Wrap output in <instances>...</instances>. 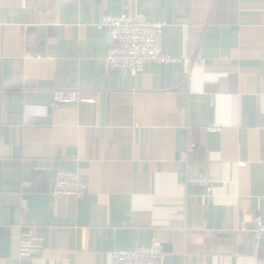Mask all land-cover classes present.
Listing matches in <instances>:
<instances>
[{
	"label": "crops",
	"instance_id": "crops-1",
	"mask_svg": "<svg viewBox=\"0 0 264 264\" xmlns=\"http://www.w3.org/2000/svg\"><path fill=\"white\" fill-rule=\"evenodd\" d=\"M139 12L167 22L169 54L204 64L111 68L97 25ZM59 89L81 100L54 107ZM59 169L87 194L54 198ZM258 216L264 0H0V264H109L155 239L165 264H264Z\"/></svg>",
	"mask_w": 264,
	"mask_h": 264
},
{
	"label": "built area",
	"instance_id": "built-area-1",
	"mask_svg": "<svg viewBox=\"0 0 264 264\" xmlns=\"http://www.w3.org/2000/svg\"><path fill=\"white\" fill-rule=\"evenodd\" d=\"M167 22L148 18L143 13L126 14L119 16H105L97 25L99 29L108 30V52L106 62L111 68L121 70L125 74L136 75L144 70L147 64H175L184 61L192 62V66L204 64L199 57H175L164 47V30ZM190 65V67H191ZM192 75L190 74V79ZM81 92L76 89H59L53 93L52 106L78 103ZM210 132L219 130L217 124L208 127ZM196 145H188L187 150L193 151ZM242 164H244L242 162ZM189 183L204 190V199L211 201L214 197L216 180L199 172L189 179ZM88 192V184L78 171L59 169L56 172L52 196L83 197ZM26 200L22 206L25 209ZM255 233L264 236V222L261 217L255 219ZM244 229V228H242ZM29 236L34 232L29 230ZM28 249L27 247L24 248ZM26 264V263H23ZM109 264H165L163 243L155 239L150 245L140 246L133 250L114 251L109 255Z\"/></svg>",
	"mask_w": 264,
	"mask_h": 264
}]
</instances>
